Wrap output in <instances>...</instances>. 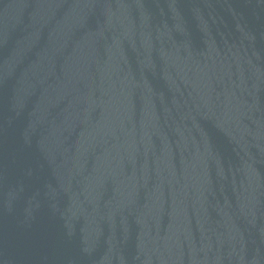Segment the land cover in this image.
<instances>
[{
    "label": "water",
    "instance_id": "water-1",
    "mask_svg": "<svg viewBox=\"0 0 264 264\" xmlns=\"http://www.w3.org/2000/svg\"><path fill=\"white\" fill-rule=\"evenodd\" d=\"M0 264H264V0H0Z\"/></svg>",
    "mask_w": 264,
    "mask_h": 264
}]
</instances>
